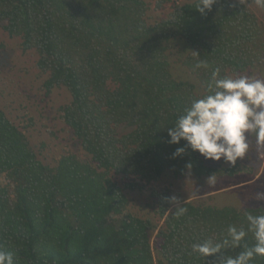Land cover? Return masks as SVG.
Returning a JSON list of instances; mask_svg holds the SVG:
<instances>
[{
    "label": "trees",
    "instance_id": "obj_1",
    "mask_svg": "<svg viewBox=\"0 0 264 264\" xmlns=\"http://www.w3.org/2000/svg\"><path fill=\"white\" fill-rule=\"evenodd\" d=\"M198 3H176L150 22L147 0H0V27L22 54L37 56L44 95L69 94L57 113L81 152L44 162L0 107V248L14 264H219L241 250L204 259L192 246L221 242L230 225L246 227L245 215L264 214V205L183 201L159 186L167 175H234L190 148L173 158L186 142L170 145L167 132L206 94L213 68L234 78L264 72V23L247 3L217 0L205 15ZM191 51L210 67L194 69ZM174 64L187 77L174 75ZM144 191L153 218L130 210L129 194ZM177 207L186 211L177 215ZM243 243H255L252 233Z\"/></svg>",
    "mask_w": 264,
    "mask_h": 264
},
{
    "label": "rangeland",
    "instance_id": "obj_2",
    "mask_svg": "<svg viewBox=\"0 0 264 264\" xmlns=\"http://www.w3.org/2000/svg\"><path fill=\"white\" fill-rule=\"evenodd\" d=\"M151 5L148 12L149 21L165 19L176 3L193 0H167L160 7L159 0H147ZM246 2L248 7L264 23V9L258 8L255 2ZM3 45V47H2ZM181 44L174 45L176 53ZM177 56L179 52L176 54ZM37 56L34 53L22 54L18 40L11 39L0 27V107L7 116L28 135L29 142L40 159L53 163L56 157L67 151L79 152L71 133L64 127L58 117L60 105L69 101L70 96L65 90H55L50 96H45L39 88L41 78L36 68ZM173 61L176 57L173 56ZM174 75H186L187 71L179 64H174ZM256 79H264V72L253 70L245 72ZM185 77V76H184ZM189 77V75H188ZM26 126V127H25ZM249 151L244 160L235 167H229L222 162L206 160L207 164L220 169L234 168L232 177H203L196 179L194 175L176 179L164 176L159 186H171L180 193L183 201H201L218 207L243 206L255 207L264 205L257 199V193L264 192V146L258 147L257 142L250 136ZM147 192H134L130 210L140 216L153 214L145 206L148 202Z\"/></svg>",
    "mask_w": 264,
    "mask_h": 264
},
{
    "label": "clouds",
    "instance_id": "obj_3",
    "mask_svg": "<svg viewBox=\"0 0 264 264\" xmlns=\"http://www.w3.org/2000/svg\"><path fill=\"white\" fill-rule=\"evenodd\" d=\"M217 0H199L196 10L205 15ZM258 8L264 9V0H255ZM194 69L207 70L210 65L200 55ZM206 94L192 98L183 113L169 127L167 135L170 145L186 142L177 147L173 158L184 155L186 148L198 153L205 160L222 162L229 167L241 163L249 151V137L254 134L258 147L264 146V79L247 75L222 76L219 67L213 68L205 85ZM189 171L191 165L186 166ZM177 203L176 198H170ZM264 201V192L257 193ZM177 215L186 209L177 207ZM246 227L230 225L227 237L219 243L205 240L192 246L193 253L202 258L216 256L224 249H241L235 256H223L219 264H251L256 257H264V214L245 215ZM252 233L255 243L249 247L243 243ZM0 264H14L13 253L0 248Z\"/></svg>",
    "mask_w": 264,
    "mask_h": 264
}]
</instances>
